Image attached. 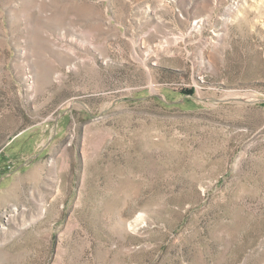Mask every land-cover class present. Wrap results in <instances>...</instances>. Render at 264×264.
I'll return each mask as SVG.
<instances>
[{"label": "rangeland", "instance_id": "1", "mask_svg": "<svg viewBox=\"0 0 264 264\" xmlns=\"http://www.w3.org/2000/svg\"><path fill=\"white\" fill-rule=\"evenodd\" d=\"M0 264H264V0H0Z\"/></svg>", "mask_w": 264, "mask_h": 264}, {"label": "bare ground", "instance_id": "2", "mask_svg": "<svg viewBox=\"0 0 264 264\" xmlns=\"http://www.w3.org/2000/svg\"><path fill=\"white\" fill-rule=\"evenodd\" d=\"M13 212L16 214V213H18L19 212V210L17 209V208H14L13 209ZM44 212V211H43ZM10 220V219H9Z\"/></svg>", "mask_w": 264, "mask_h": 264}]
</instances>
